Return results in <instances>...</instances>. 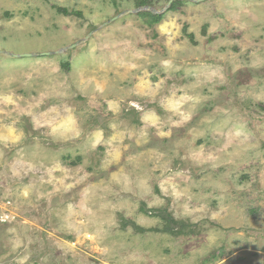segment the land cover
Instances as JSON below:
<instances>
[{
    "label": "rangeland",
    "instance_id": "obj_1",
    "mask_svg": "<svg viewBox=\"0 0 264 264\" xmlns=\"http://www.w3.org/2000/svg\"><path fill=\"white\" fill-rule=\"evenodd\" d=\"M169 2L0 0V264H264V0Z\"/></svg>",
    "mask_w": 264,
    "mask_h": 264
},
{
    "label": "trees",
    "instance_id": "obj_2",
    "mask_svg": "<svg viewBox=\"0 0 264 264\" xmlns=\"http://www.w3.org/2000/svg\"><path fill=\"white\" fill-rule=\"evenodd\" d=\"M57 12L59 14H63L65 16H70V15H73V16H81V13L79 12H76V11H69L68 9L66 8H62V7H54ZM174 9V4L170 7V10H173ZM140 16H142L143 18H147V19H150V21L152 23H159L161 20H162V15H157V14H152L151 12H143V13H139ZM174 221L172 220V218L168 219L167 223L165 224L164 226V232H167V233H174L176 235L178 234H181L182 231V227H179L178 228V231L176 232L175 229H172L170 228V226L173 225Z\"/></svg>",
    "mask_w": 264,
    "mask_h": 264
},
{
    "label": "water",
    "instance_id": "obj_3",
    "mask_svg": "<svg viewBox=\"0 0 264 264\" xmlns=\"http://www.w3.org/2000/svg\"><path fill=\"white\" fill-rule=\"evenodd\" d=\"M173 0H170V2H169V5L171 4V2H172ZM154 14H156L157 12H153ZM71 47H73V46H71ZM59 51H57V53H58ZM61 52V51H60ZM14 57H20V58H27V57H31V54H21V55H13Z\"/></svg>",
    "mask_w": 264,
    "mask_h": 264
}]
</instances>
